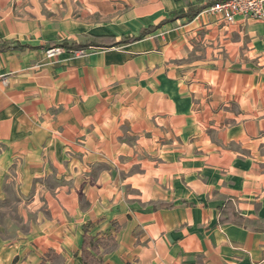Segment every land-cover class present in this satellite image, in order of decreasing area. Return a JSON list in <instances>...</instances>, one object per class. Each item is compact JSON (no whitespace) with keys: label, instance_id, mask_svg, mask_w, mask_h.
Masks as SVG:
<instances>
[{"label":"crops","instance_id":"obj_1","mask_svg":"<svg viewBox=\"0 0 264 264\" xmlns=\"http://www.w3.org/2000/svg\"><path fill=\"white\" fill-rule=\"evenodd\" d=\"M69 1L0 0V41H119L210 0ZM63 50L0 53V264H83L88 222L102 264H264V231L219 221L232 201L264 222V21L205 9Z\"/></svg>","mask_w":264,"mask_h":264},{"label":"trees","instance_id":"obj_2","mask_svg":"<svg viewBox=\"0 0 264 264\" xmlns=\"http://www.w3.org/2000/svg\"><path fill=\"white\" fill-rule=\"evenodd\" d=\"M216 3L215 0H210L204 5L199 6H190L187 10H181L179 12H174L170 15V18L162 21L157 26H152L149 28H144L140 31L138 35L135 36H123L119 41H117L114 37L111 36H101V37H93L91 40H87L85 43H68V42H49L43 47H32L28 45H21L17 43L12 46L8 42L0 41V53L6 52L9 50L18 49L23 51L27 48L31 49H44L46 51L52 48H62L69 52H76L82 49L88 48H111L116 47L121 44H127L142 40L150 33L154 32L164 24L168 22H174L178 19L187 18L188 20H194L198 15H200L205 9ZM220 224H235L244 226L250 229L264 231V222L259 220H250L242 217L236 206L232 201H228L224 206L220 208ZM92 228V223L88 222L83 227V244L80 251V255L82 258L83 264H102V260H98L97 255L101 247L113 242L114 239L112 237H92L89 235L90 229ZM51 255V254H50ZM78 256V254H76Z\"/></svg>","mask_w":264,"mask_h":264},{"label":"built area","instance_id":"obj_3","mask_svg":"<svg viewBox=\"0 0 264 264\" xmlns=\"http://www.w3.org/2000/svg\"><path fill=\"white\" fill-rule=\"evenodd\" d=\"M207 12L219 17L226 24H234L238 17L264 21V0H215ZM58 49L48 51L50 56Z\"/></svg>","mask_w":264,"mask_h":264},{"label":"rangeland","instance_id":"obj_4","mask_svg":"<svg viewBox=\"0 0 264 264\" xmlns=\"http://www.w3.org/2000/svg\"><path fill=\"white\" fill-rule=\"evenodd\" d=\"M71 3V7H72V11L73 13L71 14L72 17H75V20L77 19H82V18H79L80 14L84 15L85 18L84 19H89L90 16H92L90 12H85V13H82L81 11V6H80V0H70L69 1ZM65 5V4H64ZM45 16H50V15H54L55 17L56 16H59V17H64V14H44ZM96 15H99V14H96ZM254 20V19H253ZM257 21V20H256ZM227 25H232V24H227ZM84 34H90V33H83V31H77L75 33H66V32H63L58 40H56L55 42L57 43H62V42H68V43H85L86 42V38L84 36ZM52 49H58V48H52ZM95 48H88V49H82V50H79V51H76V52H71V56L72 57H87L88 55H90V53H92L93 50ZM51 50V49H50ZM49 51V50H48ZM62 53H64V50L62 48H60V50H56V52L53 53L52 56H50L47 52V55L49 57H58L60 56ZM6 224V221L3 222V225Z\"/></svg>","mask_w":264,"mask_h":264}]
</instances>
